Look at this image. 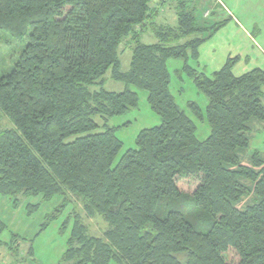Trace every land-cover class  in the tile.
Returning <instances> with one entry per match:
<instances>
[{"label":"trees","instance_id":"1","mask_svg":"<svg viewBox=\"0 0 264 264\" xmlns=\"http://www.w3.org/2000/svg\"><path fill=\"white\" fill-rule=\"evenodd\" d=\"M170 2L0 0V31L21 41L0 75V195L71 207L64 262L264 264V158L243 160L254 123H264V70L236 76L235 58L210 75L190 67L223 24L197 22L179 1L175 26L156 23L157 3ZM148 29L154 44L140 39ZM170 59L206 98L204 113L187 102L193 119L170 89ZM106 77L124 90H105ZM137 91L160 122L121 154L119 127L107 122L137 109ZM194 120L207 123L203 141ZM82 213L101 219L98 236Z\"/></svg>","mask_w":264,"mask_h":264},{"label":"rangeland","instance_id":"2","mask_svg":"<svg viewBox=\"0 0 264 264\" xmlns=\"http://www.w3.org/2000/svg\"><path fill=\"white\" fill-rule=\"evenodd\" d=\"M178 1L185 2L181 9L194 11L197 22L201 20L202 10L205 6V9L208 10L205 13V17L208 19L205 22L208 25H214L215 19H220L218 16H220L221 10L216 5L222 6L223 4L248 33L256 34L253 35L252 42L249 37L231 25L226 16H222L220 23L223 26L200 45L198 60L197 62L188 61L190 67L199 71L204 70L210 75L219 70L228 58H235L232 73L236 76L255 68L264 70V0H175L174 3ZM163 5V7L157 6L156 23L175 26L176 9L173 5L170 7L165 6L166 4ZM214 6L217 9L214 10ZM215 14H217V18L214 17ZM255 22L260 29V35L257 34L256 29H252ZM247 24H250L251 27L247 28ZM140 39L145 44L157 42L149 29L140 36ZM130 46L131 43L127 41L119 47L121 52L120 64L123 71L128 69ZM20 48V40L0 31V75L7 70L6 62L17 59V52ZM182 67L183 61L181 60L170 59L167 61V68L170 73V89L176 97L180 109L193 119L187 111V102H197L204 113L206 98L196 90L193 82L185 74L176 75V71H180ZM103 87L107 91L115 92H121L125 88L123 84L114 82L108 77H106ZM137 95L138 106L136 110L129 111L124 116L109 119L107 122L109 127H119L116 137L123 143L121 154L135 147L134 140L141 130L156 126L160 122L159 118L148 107L146 93L137 91ZM195 122L198 126L196 138L203 141L209 135L207 123L205 120ZM126 123H130V125L123 128ZM250 139L249 147L244 151V154L241 153V156L242 154L244 156L243 160L247 161L253 152L260 153L264 158V123H254ZM68 199L76 205L80 215L79 202L77 204L76 201L73 202L72 196H68ZM60 200L56 197L50 202H44L40 197H25L19 199L14 206L11 199L0 195V264H72L64 262L62 257L71 234L74 218L71 214V207H65L63 210L58 209V212H55L61 202ZM28 205L37 206V209L32 210L30 208L28 211ZM80 218L87 235L98 236L105 227L97 216L88 218L82 213Z\"/></svg>","mask_w":264,"mask_h":264},{"label":"crops","instance_id":"3","mask_svg":"<svg viewBox=\"0 0 264 264\" xmlns=\"http://www.w3.org/2000/svg\"><path fill=\"white\" fill-rule=\"evenodd\" d=\"M173 4V6H174V8H175V5H174V3H166V5L165 6H170V5H172ZM215 4H217V2L215 1ZM222 4V3H221ZM157 6H159V7H163L164 5H161L160 6V3H157ZM217 7H219L218 9L219 10H221L220 12H219V14H220V16H218V17H220V19H222L221 17L222 16H226L227 17V19H229L230 20V24L231 25H233V26H235L238 30H240L244 35H246V37H249L250 39H251V41L253 42V36H252V34H250V33H248L247 32V30L241 25V23L237 20V19H235L234 17H233V15L224 7V5L222 4V6H220V5H216ZM216 6H214L213 8H214V10L215 9H217L216 8ZM208 10H206L205 9V6H204V9L202 10V12H203V14H202V16H201V20L200 21H205V20H207L208 18L207 17H205V13L207 12ZM210 13L212 14V11H210ZM209 13V14H210ZM196 17V16H195ZM205 17V18H204ZM214 17H216L217 18V14H215L214 15ZM196 19H197V17H196ZM220 19H215V22L214 23H220ZM254 26V27H253ZM252 26V29L253 30H255L256 29V32H257V34L258 35H260V29L258 28V26H257V24H256V22L254 23V25ZM251 27V25L250 24H247V28H250ZM259 37V36H258ZM263 52V51H262ZM264 53V52H263Z\"/></svg>","mask_w":264,"mask_h":264}]
</instances>
